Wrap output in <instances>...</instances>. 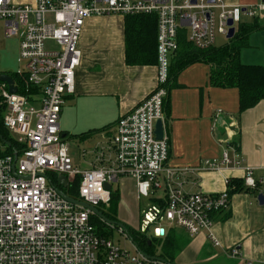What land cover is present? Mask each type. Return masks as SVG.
I'll return each mask as SVG.
<instances>
[{
  "label": "built area",
  "instance_id": "obj_1",
  "mask_svg": "<svg viewBox=\"0 0 264 264\" xmlns=\"http://www.w3.org/2000/svg\"><path fill=\"white\" fill-rule=\"evenodd\" d=\"M156 15L158 19V83L149 97L121 116L110 137L107 162L81 169L70 155V144L61 135L60 117L67 96L75 91L76 70L81 63L79 40L86 20L101 15ZM264 22V1L249 5L226 0H36L18 4L0 0V22L6 37L18 38V55L24 62V84L35 91L16 93L0 81L2 121L18 150L5 153L0 141V264H167L146 256L99 233L92 223L95 214L81 203L109 205L113 183L123 177L135 180L137 196L163 199L144 212L142 232L160 237L159 224L183 228L191 236L212 234L213 214L230 206L226 190L219 193L189 192L175 181L181 169L170 164L166 131L156 136V122L163 120L165 83L180 34L198 48L216 46L217 36L226 42L231 27L237 31L244 19ZM230 21L232 24L230 25ZM212 169L243 167L245 185L256 189L251 166H243L237 151L225 149L220 159L206 160ZM65 175L70 184L81 182L78 202L58 192L52 176ZM231 178L226 177V185ZM112 184V190L106 184ZM161 191V194H158ZM156 223V225L152 224ZM109 229H114L109 224ZM152 227V228H151ZM108 228V227H107ZM143 228V229H142ZM108 229V230H109ZM237 248L231 250L238 255Z\"/></svg>",
  "mask_w": 264,
  "mask_h": 264
},
{
  "label": "crops",
  "instance_id": "obj_2",
  "mask_svg": "<svg viewBox=\"0 0 264 264\" xmlns=\"http://www.w3.org/2000/svg\"><path fill=\"white\" fill-rule=\"evenodd\" d=\"M14 1L18 4L36 2ZM226 1L249 5L264 0ZM125 26L124 15L92 16L86 20L79 40L82 59L76 70L75 91L67 96L61 113L60 129L69 144L73 139L84 143L94 138L106 140L96 144L91 160L84 159L88 166L107 162L112 152L110 137L117 120L157 87V63H127ZM241 60L264 65V28L251 34L249 46L241 52ZM8 69L5 65L0 74L12 71ZM210 70V65L204 62L182 70L177 78L178 86L170 93L171 112L168 123L165 122L170 137V164L182 171L175 181L189 192L219 193L227 188L226 177H244L243 167L222 166L221 170L205 167L206 160L220 159L225 149L231 153L236 150L243 159V166L254 169L257 181L264 178V100L240 112L239 90L211 85ZM92 129L96 130L87 138L78 137ZM0 140L9 145L1 136ZM74 164L81 168L78 162ZM120 193L124 198L123 191ZM260 193H264V184L259 185L257 191L244 188L234 193L229 208L214 213L212 234L202 231L191 236L186 231L189 243L181 252L177 251L176 264L194 263L198 256L206 261L225 257L235 260L236 264H264V203L258 199ZM165 231L166 237V228ZM233 248L238 249V255L232 256Z\"/></svg>",
  "mask_w": 264,
  "mask_h": 264
},
{
  "label": "trees",
  "instance_id": "obj_3",
  "mask_svg": "<svg viewBox=\"0 0 264 264\" xmlns=\"http://www.w3.org/2000/svg\"><path fill=\"white\" fill-rule=\"evenodd\" d=\"M125 20L127 63L130 65L156 64L158 61L157 16L147 14L127 15L125 16ZM262 28H264V23L258 19L241 21L234 36L229 38L226 43L203 49L193 45L187 40L185 34L181 33L178 40L179 48L171 58L169 77L165 83L167 89V95L164 97L163 101L165 122L168 123L167 120L170 117V93L173 88L178 86L177 78L179 74L188 66L198 62H204L210 65L211 85L222 88L236 87L239 90L240 112L251 108L264 100V65L247 64L241 60V52L245 47L249 46L251 34ZM8 73L14 78L15 82L18 83L20 92L24 93L27 91V89L32 92L35 91L36 88L33 86H28L27 88V86L24 84L23 76H20L16 71H10ZM3 108L4 105L2 104L1 112ZM109 126L110 125L107 127ZM165 128H167V124ZM95 130L96 129H92L91 131L81 133L78 135V137L85 139ZM0 136L3 140L9 142L5 153H12L16 149L18 150L17 143L10 137L8 130L3 124L2 113L0 115ZM51 180L54 185L58 186L69 195L77 196L81 182L80 176H77L66 187L60 184L58 176H52ZM244 188L252 191L258 190V188H248L245 185L243 178H231L227 185V191L229 192L230 198L234 193L242 191ZM120 200L121 193L119 189H113L111 192L109 206H98V209L108 219L119 223L118 213ZM152 200L153 202L159 204L164 202L163 199L153 198ZM91 219L99 233L108 237L113 234L112 229H109V224L100 216L93 214ZM125 226L133 240L138 244L142 251L148 254H156L154 250V240L150 237V234H148L147 231L142 232L138 228H130L127 225ZM172 232L173 230H171L170 233H168L164 238L154 237L155 239L159 240L160 244H163V252L160 253V256L170 262L175 260L177 253L176 238L173 236Z\"/></svg>",
  "mask_w": 264,
  "mask_h": 264
},
{
  "label": "rangeland",
  "instance_id": "obj_4",
  "mask_svg": "<svg viewBox=\"0 0 264 264\" xmlns=\"http://www.w3.org/2000/svg\"><path fill=\"white\" fill-rule=\"evenodd\" d=\"M4 24L0 22V69L4 68L6 65L10 70L18 71L19 69L24 70V62L19 58L18 51V38L11 37L8 38L4 34ZM217 45H221L226 43L224 37L217 36L216 40ZM8 69V70H9ZM30 91V90H28ZM113 134V133H112ZM1 141V140H0ZM105 139L102 138H94L90 139L88 142H78L76 140H70V155L73 158L74 163L79 164L81 168H87V161L91 160V151L95 148L97 143L105 142ZM2 142V141H1ZM84 153V156L82 154ZM86 160V162L84 161ZM113 189H119L120 192L123 191L124 198L121 197L120 205H119V213L118 220L119 223L125 224L130 228H139V226L144 227L142 224V218L144 212L148 209V205L152 203V199L142 197L141 199L137 198V191L135 189V180L131 177H123L118 182L113 183ZM112 192V191H111ZM161 191H158V194H161ZM109 206V205H107ZM164 228H166L167 232H170V229L173 230V236L176 238L177 251L181 252L186 244L189 243L188 236L185 235L187 233L183 228L171 225L169 221L164 220L161 223ZM156 225V223L152 224ZM151 227V228H152ZM172 227V228H171ZM143 229V228H142ZM114 238L115 240L123 246H126L130 250L134 251L135 247L130 239L125 238L118 229L114 230ZM150 237L154 240V250L156 254H160L163 252V244H160L158 239L154 238L153 231L150 229ZM176 249V248H175ZM178 252V253H179ZM177 253V255H178ZM176 264V261H174ZM190 264H236L233 259H226L225 257L222 259H215L212 261H206L201 258V256L196 257V261Z\"/></svg>",
  "mask_w": 264,
  "mask_h": 264
},
{
  "label": "water",
  "instance_id": "obj_5",
  "mask_svg": "<svg viewBox=\"0 0 264 264\" xmlns=\"http://www.w3.org/2000/svg\"><path fill=\"white\" fill-rule=\"evenodd\" d=\"M229 23L231 25L232 21H230ZM234 34H235V28L231 27L230 30H229V33H228V38H232L234 36ZM0 81L5 82V83L8 84L9 91L11 93H16L18 91V87L15 85V80L9 73L0 74ZM0 111H1V104H0ZM164 134H165V127H164V124H163V120L162 119H158L157 122H156V136H157L158 139H162L164 137ZM59 181H60V183L63 186H67V184H68L67 177L65 175H60L59 176ZM106 188L108 190H112V184L111 183H107L106 184ZM58 192L64 198H66L67 200H69V201H71L73 203L78 202L75 199H73L72 197H70L68 194H66L64 190L58 189ZM258 199H259L260 203H264V193H260L259 196H258ZM81 204H83V206H85L86 208L90 209L91 211H93L98 216H100L108 224H119V225H121V226H123L125 228L124 224L117 223L115 221H112V220L108 219L97 207L92 206V205H90L88 203H81ZM159 233L161 235H163L164 229H161ZM143 254L150 257V255L147 254V253H143ZM160 260L165 261L167 264H172L170 261H167L166 259L160 258Z\"/></svg>",
  "mask_w": 264,
  "mask_h": 264
},
{
  "label": "bare ground",
  "instance_id": "obj_6",
  "mask_svg": "<svg viewBox=\"0 0 264 264\" xmlns=\"http://www.w3.org/2000/svg\"><path fill=\"white\" fill-rule=\"evenodd\" d=\"M236 33V32H235ZM2 82V81H1ZM0 104H1V101H0ZM2 105V104H1ZM2 112H3V110H2ZM0 113H1V111H0ZM4 142H6V141H4ZM7 143V142H6ZM9 143V142H8ZM236 151V150H235ZM233 154V153H232ZM241 157V156H240ZM242 158V157H241ZM243 160V159H242ZM205 167L206 168H209V169H212V168H210V167H208L207 165H205ZM82 169V168H81ZM212 170H217V169H212ZM68 181V180H67ZM68 185V184H67ZM64 187H66V186H64ZM58 189H61V188H59V187H57ZM199 192H201V191H199ZM66 193V192H65ZM66 194H68V193H66ZM69 195V194H68ZM70 197H72L71 195H69ZM142 198V197H141ZM145 198H149V197H145ZM151 199V198H150ZM150 205H151V203H150ZM150 205H148V207L150 206ZM98 208V207H97ZM97 215V214H96ZM142 220V219H141ZM118 223V222H117ZM171 224V223H170ZM174 225V224H173ZM111 226H113V228L114 229H112V231L114 232V230H116V229H119V228H122L123 230H124V232L125 233H128L129 234V232L127 231V228H126V226H125V228L123 227V226H121V225H119V224H111ZM140 227V226H139ZM161 229H164V233H163V235H161L160 234V237H156V238H164L165 237V234H166V231H165V228L164 227H162V226H160V224H159V232H160V230ZM130 235V234H129ZM112 237H114V233L111 235ZM132 237V236H131ZM155 237V236H154ZM133 239V238H132ZM134 241V240H133ZM134 243H135V245H136V247H137V249L143 254V253H146V252H144V251H142L141 249H140V247L138 246V244L134 241ZM120 244V243H119ZM148 254V253H147ZM150 256H154V255H152V254H149ZM158 257V256H157ZM161 258V257H160ZM163 259V258H162ZM168 261V260H167ZM172 264H174L173 262H171Z\"/></svg>",
  "mask_w": 264,
  "mask_h": 264
}]
</instances>
